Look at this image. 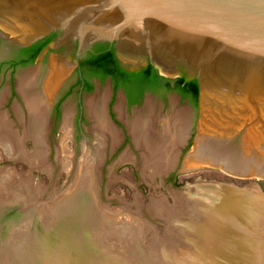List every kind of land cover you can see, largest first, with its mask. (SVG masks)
I'll list each match as a JSON object with an SVG mask.
<instances>
[{"label":"water","instance_id":"95a60500","mask_svg":"<svg viewBox=\"0 0 264 264\" xmlns=\"http://www.w3.org/2000/svg\"><path fill=\"white\" fill-rule=\"evenodd\" d=\"M51 35L54 50L76 45V60L65 59L71 68L93 45L108 43L129 71L151 64L171 81L183 73L199 84L198 108L168 91L150 92L130 111L110 81L97 83L84 98L83 129L74 123V91L58 112L73 141L64 194L89 186L104 199L105 167L120 154L137 158L151 137L173 145L186 122L229 174L264 179V0H0L4 56Z\"/></svg>","mask_w":264,"mask_h":264},{"label":"rangeland","instance_id":"374dc122","mask_svg":"<svg viewBox=\"0 0 264 264\" xmlns=\"http://www.w3.org/2000/svg\"><path fill=\"white\" fill-rule=\"evenodd\" d=\"M47 53L48 48L32 65L27 67L11 69L5 66L1 68L2 63L11 57L4 56L0 45V113L7 115L13 129L22 138L24 148L29 151L40 147L36 142L43 130L47 143L42 148L47 152V164L52 170L48 172L43 167H32L22 160L12 161L5 154H3L0 169L13 166L19 176H33L36 183H42L45 192L39 196L38 203L48 209L47 206L52 204V197L64 192L70 183L69 173L62 166V155L63 149L68 145L69 150L73 148V141L71 137H66L58 116L56 99L53 98L50 100L51 103L48 102L50 104L46 112V126L41 129L39 123L32 116L21 91V81L37 75L38 79L41 77L42 79L34 90L41 93L45 79L50 76V73L52 74V66L65 61V58L51 51L42 71V62ZM68 67L70 71L67 80L73 71V68ZM70 95L61 103V106ZM185 128L188 137L186 142L179 146L178 160L172 168L156 173L151 165L148 166L147 163H152L146 162L142 153L137 158L133 157V160L122 162L116 167L115 165L122 155L120 154L113 163L103 169L107 175L105 181L107 196L104 199L98 198L99 202L105 209L121 213L122 216L131 215L130 217L140 218V222L145 227L143 232H145L140 237V248L131 242L134 236L129 235L127 240H120L115 236L117 235L115 233L111 234L110 238L108 237L111 241L107 242L108 239L104 237L100 239L102 244V246L99 245L100 249L113 244L119 249L129 252V257H133V254H137L136 252L140 254L145 252L151 257L154 251H158L157 253L167 264H264V246H262L264 231L257 223V218L263 214L260 209L262 200L251 189H247L254 182L263 192L257 193L264 194V179L234 176L213 166H205L197 171H185L183 169L184 161L196 144L194 138L197 125L186 122ZM154 139L158 140L159 138L154 137ZM0 151H3L1 146ZM111 169L118 177L112 182L109 179ZM123 176L128 178L123 180ZM201 178L210 182L226 183L228 187H215L219 185L214 184L215 188L207 190L202 196V192H204L202 188L206 187V183L205 186L204 182L201 184ZM158 202L167 205L168 208L177 209L182 218L180 221L183 223L197 226L196 228L200 226L198 229L201 231L203 230L201 227L204 225L205 235L197 236V230L194 228L191 230L192 235L189 234L185 238L182 233V228L185 225H178L177 222L172 224V220L167 219L169 216L153 210L152 206ZM255 207H258L259 211L254 217ZM192 210H202L205 219L196 217ZM41 214V222L49 221L50 215L46 220L43 213ZM41 214L39 215L41 216ZM202 220L204 223H201ZM167 236L174 238V244L168 242ZM168 243L169 245H167ZM188 248L190 249L188 250ZM119 257L121 258V256ZM123 258L126 259V257ZM138 261L141 264V260ZM144 262L149 263L147 260Z\"/></svg>","mask_w":264,"mask_h":264},{"label":"bare ground","instance_id":"6f19581e","mask_svg":"<svg viewBox=\"0 0 264 264\" xmlns=\"http://www.w3.org/2000/svg\"><path fill=\"white\" fill-rule=\"evenodd\" d=\"M68 66L65 61L55 63L52 66L53 69L51 68L52 74L50 73V76L45 79L41 93L34 90L38 84L37 75L21 81V91L32 116L39 123L41 129L46 126V112L51 103L50 100L54 98L58 88L70 71ZM42 132L36 142L40 147L29 151L24 148L22 138L13 129L7 115L0 113V146L3 150L0 151V163H2L3 154H5L12 161L22 160L32 167H43L48 172L52 170L47 164V152L42 148L47 143L44 132ZM64 132L68 137L69 134L65 129ZM187 133L184 127L173 145H170L166 139L159 138L155 140L154 137H151L143 152L146 162L150 161L152 163H147L148 166L151 165L152 167H150L156 173L175 166L180 153L179 146L186 142ZM68 147L64 148L63 146V160H61L63 168L69 173L68 153L71 150ZM128 160H133V157L122 154L115 166L117 167L118 164ZM147 164L145 165L147 166ZM205 166L218 167L227 173H231L222 168L215 152L207 153L196 142L184 161L183 169L185 171H197ZM109 172L110 182L118 178L114 170L111 169ZM250 174H255V171L252 170ZM127 178L123 176V180ZM35 181L33 176H19L13 166L0 169V264H139L138 260H141V264H167L161 258V255L157 253L158 251L155 252L154 250L151 257L145 252H142V254L136 252L137 254H133V257H129V252L125 249H119L113 244L100 249L99 245L102 246L100 239L103 237L108 239L111 234L115 233L117 234L115 236L120 240H127L130 237L129 235L134 236L131 242L139 246L141 244L140 237L145 232H143L145 227L140 222V218L130 217L131 215L122 216L121 213L105 209L99 202V197L92 193L89 186L80 185H74L70 193L64 194V191L52 197V204H49L47 209L46 206H41L38 203V198L45 192V187L42 183H36ZM205 183L206 187L202 188L204 191L202 196L207 190L209 191L215 187H228L226 183L210 182L201 178V184L205 186ZM214 184L219 186L214 187ZM247 189H251L262 200L260 206L262 211H260L263 214L257 218V223L264 231V194L257 193L262 191L259 185L254 182ZM152 207L155 212H161V214L169 216L167 219H171L172 224L177 222L178 225H185L182 228L185 238L189 234L192 235L191 230L194 228L197 230V236L205 235L204 225L201 224L203 229L201 231L198 229L200 226L196 228L197 226L187 225L180 221L182 218L177 209L168 208L167 205L161 202L155 203ZM192 211L196 217L205 219L202 210ZM258 211V207H255L254 217ZM41 213H43L44 219L50 215L49 221L41 222ZM201 223H204V220ZM131 231L132 233H129ZM167 238L168 242L174 244L173 237L167 236ZM262 239L264 240V234ZM262 246H264V243H262ZM202 251H204V248H202ZM116 254L121 258L116 257ZM123 257H126V259ZM145 260L149 263L144 262Z\"/></svg>","mask_w":264,"mask_h":264},{"label":"trees","instance_id":"16d2710c","mask_svg":"<svg viewBox=\"0 0 264 264\" xmlns=\"http://www.w3.org/2000/svg\"><path fill=\"white\" fill-rule=\"evenodd\" d=\"M54 37L55 35L46 37L28 48L13 49L12 58L4 61L1 68L7 66L8 68L16 69L20 66L24 67L33 64ZM104 49L106 48H97L95 54L90 53V58L84 60L82 66L92 65L97 76L103 79L106 76H112L116 88L125 90L130 105L140 104L146 92L165 95L168 91H177L183 97L191 99L198 108L199 84L196 79H189L184 75L172 85L151 64L141 70L129 72L120 66L113 49L108 51ZM88 88H91V85Z\"/></svg>","mask_w":264,"mask_h":264},{"label":"flooded vegetation","instance_id":"af4514ba","mask_svg":"<svg viewBox=\"0 0 264 264\" xmlns=\"http://www.w3.org/2000/svg\"><path fill=\"white\" fill-rule=\"evenodd\" d=\"M53 41V40H52ZM52 41L43 49V51L45 49L48 48V53L46 54L43 62H42V71H43V68L47 62V58H48V54L51 52V51H54L55 53H57L60 57L62 58H65L67 59L70 63L74 62L76 60V45L72 48H67V47H62L60 49H57V50H52L51 48H49L50 44L52 43ZM97 45V46H96ZM99 48H106L104 50H111L113 49L114 52H115V55H116V58L118 59L117 57V54H116V51L113 47V45H110L108 43H97L95 45L92 46V50L90 52H87L84 56H82L80 59H79V65L75 66V68H73V71L72 73L70 74V77L68 80H66L59 88L57 94H56V97H54L56 99V107L58 108V111L60 109V106H61V103L72 93H74V91L77 93V98H78V108H79V113L74 121L75 123V126L78 128V129H83L84 125L86 124V122L88 121V118H87V115H86V107L84 105V98H85V95L89 94V93H92L96 87H97V83H103L105 81H110L111 84H112V87H113V94H114V97L117 98V95L119 94V92H122L123 93V96L125 98V104L128 108V110H132L134 107H139L144 101H145V98L146 96L150 93V92H146L143 96V99H142V102L140 104H133V105H130L129 104V101H128V98H127V95H126V92L123 88H116L115 86V82L112 78V76H106V78H101V77H98L97 74L95 73V69L92 65H85L84 67L82 66V63L84 60H88L90 58L89 54L90 53H93L95 54L96 53V49ZM43 51L39 54V56L43 53ZM38 56V57H39ZM37 57V58H38ZM37 60V59H36ZM119 61V64L120 66L127 70L125 68V66L120 62V60L118 59ZM32 65V64H30ZM28 65V66H30ZM149 65V64H148ZM145 66L143 68H146L148 67ZM21 67V66H20ZM24 67H27V66H24ZM23 68V67H21ZM141 68V69H143ZM12 69V68H11ZM141 69H137V70H141ZM157 70V69H155ZM129 71V70H127ZM132 71H135V70H132ZM132 71H129V72H132ZM159 72V74L161 75L160 71L157 70ZM163 76V75H161ZM184 76L183 73H179L178 75V78ZM164 77V76H163ZM40 78V77H39ZM166 78V77H164ZM177 78V79H178ZM41 79H38V82H41ZM167 79V78H166ZM177 79H175L174 81H171L169 80L172 85L175 84V82L177 81ZM40 80V81H39ZM74 80V82H72ZM80 81V83H79ZM39 84V83H38ZM91 85V88H88L89 86ZM68 87V88H67ZM67 88V89H66ZM167 93L166 92V96H167ZM112 106V105H111ZM112 109L111 107L109 108V115L110 117L112 118V121L113 122H117V119L115 116L112 115Z\"/></svg>","mask_w":264,"mask_h":264}]
</instances>
